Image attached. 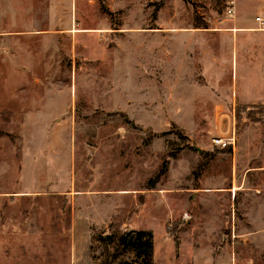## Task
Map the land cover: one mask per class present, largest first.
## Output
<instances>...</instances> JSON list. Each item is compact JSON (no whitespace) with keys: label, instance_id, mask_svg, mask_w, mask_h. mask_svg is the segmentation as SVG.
I'll return each instance as SVG.
<instances>
[{"label":"rangeland","instance_id":"374dc122","mask_svg":"<svg viewBox=\"0 0 264 264\" xmlns=\"http://www.w3.org/2000/svg\"><path fill=\"white\" fill-rule=\"evenodd\" d=\"M233 19L225 0H0V264H109L111 224L152 230L155 264H264V107L229 100Z\"/></svg>","mask_w":264,"mask_h":264},{"label":"crops","instance_id":"0c3cea01","mask_svg":"<svg viewBox=\"0 0 264 264\" xmlns=\"http://www.w3.org/2000/svg\"><path fill=\"white\" fill-rule=\"evenodd\" d=\"M236 13L231 23L221 28L220 35V63L221 71L226 67L229 83V100L247 106L264 107V0H237ZM255 7L258 12L255 21L242 19L244 8ZM260 14V15H259ZM260 17V20L257 18ZM264 119L258 121L263 123ZM259 125V124H258ZM264 147V138L261 140ZM259 169L264 166L257 167ZM258 169V170H259ZM236 196L233 198V206ZM257 211L256 208H251ZM251 220H255L252 212H247ZM256 233L257 247L264 245V227ZM252 234V233H251ZM260 234V235H259ZM186 239L183 234L179 238V254L183 253ZM253 245V246H254ZM193 262L210 264L212 252L210 247L203 250L196 248L192 251Z\"/></svg>","mask_w":264,"mask_h":264},{"label":"trees","instance_id":"16d2710c","mask_svg":"<svg viewBox=\"0 0 264 264\" xmlns=\"http://www.w3.org/2000/svg\"><path fill=\"white\" fill-rule=\"evenodd\" d=\"M163 2L164 0H162V3ZM227 147H230V145ZM168 164V160L164 161L163 166L153 178V183L166 173L168 170ZM153 185L154 184H152L150 188H152ZM94 238L103 243L107 249L110 246L113 249L111 254L113 261H110L109 264H115L114 261H117L119 257L127 253L133 254L134 260H119L117 264H155V236L154 232L150 229L140 228L119 231L111 224L107 230L102 231V233Z\"/></svg>","mask_w":264,"mask_h":264},{"label":"built area","instance_id":"2783aa9c","mask_svg":"<svg viewBox=\"0 0 264 264\" xmlns=\"http://www.w3.org/2000/svg\"><path fill=\"white\" fill-rule=\"evenodd\" d=\"M225 13L227 15V17H234L235 13H236V0H225ZM261 18L258 17L257 20H260ZM215 143H218L222 146H227L231 145V143H234V139L232 138L231 140L229 139V141L224 140L222 137H218L214 139Z\"/></svg>","mask_w":264,"mask_h":264}]
</instances>
